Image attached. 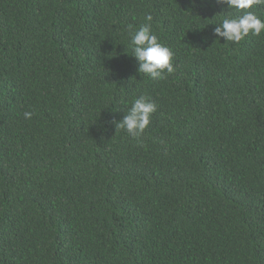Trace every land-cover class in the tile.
Returning <instances> with one entry per match:
<instances>
[{
  "label": "trees",
  "instance_id": "trees-1",
  "mask_svg": "<svg viewBox=\"0 0 264 264\" xmlns=\"http://www.w3.org/2000/svg\"><path fill=\"white\" fill-rule=\"evenodd\" d=\"M230 11L0 0V264H264V35L217 41ZM147 15L163 80L129 47ZM142 95L137 141L115 124Z\"/></svg>",
  "mask_w": 264,
  "mask_h": 264
},
{
  "label": "clouds",
  "instance_id": "clouds-1",
  "mask_svg": "<svg viewBox=\"0 0 264 264\" xmlns=\"http://www.w3.org/2000/svg\"><path fill=\"white\" fill-rule=\"evenodd\" d=\"M226 4L232 11L227 14H218L219 18L214 35L226 40L225 44L239 45L247 37L264 35V20L257 14L256 9L264 7V0H218ZM147 23L138 28L128 25L129 47L138 62V72L145 74L152 80H163L175 72L173 51L159 41L153 32L151 22L153 17H145ZM127 51V49H126ZM157 111L156 103L147 96L134 99L131 108L124 115L122 121L116 122L117 130H125L133 139L140 141L150 127L152 116ZM25 119L30 120L32 111L23 113Z\"/></svg>",
  "mask_w": 264,
  "mask_h": 264
}]
</instances>
